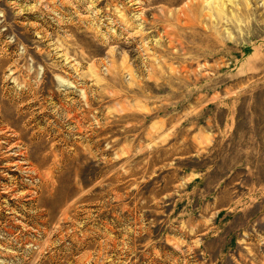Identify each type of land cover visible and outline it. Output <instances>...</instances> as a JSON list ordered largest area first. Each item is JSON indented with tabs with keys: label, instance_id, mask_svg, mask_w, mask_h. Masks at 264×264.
<instances>
[{
	"label": "rangeland",
	"instance_id": "374dc122",
	"mask_svg": "<svg viewBox=\"0 0 264 264\" xmlns=\"http://www.w3.org/2000/svg\"><path fill=\"white\" fill-rule=\"evenodd\" d=\"M0 264H264V0H0Z\"/></svg>",
	"mask_w": 264,
	"mask_h": 264
}]
</instances>
